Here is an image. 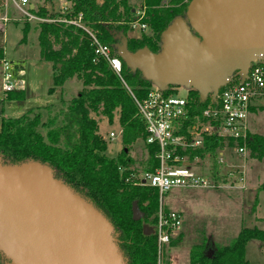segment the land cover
Instances as JSON below:
<instances>
[{"label":"trees","instance_id":"obj_1","mask_svg":"<svg viewBox=\"0 0 264 264\" xmlns=\"http://www.w3.org/2000/svg\"><path fill=\"white\" fill-rule=\"evenodd\" d=\"M43 1L51 3L53 0ZM66 1L70 6L63 12H49L44 4L35 8L39 17L52 19L37 22L39 53L43 60L54 64L53 87L62 86L67 79L76 77L81 80L83 89L59 109L58 123L56 119L41 122L40 113H32V110L18 117H4L0 112V159L6 164L25 161L48 164L54 177L91 202L109 220L125 264H181L167 259L159 261L161 253L158 255L154 232L157 189L126 180L131 171H137L131 167L128 145L146 136L144 121L130 92L139 98L144 96L150 81L138 69L127 67L121 58V76L125 84L112 73L104 58L93 61L94 45L88 32L115 50L124 37L129 51L147 47L156 52L160 49L162 31L186 11L188 2L144 0L141 22L145 23L149 32L141 31L138 37H127L130 22L135 19V9L129 6L128 0ZM78 14L81 15L80 25L66 22ZM26 30L24 26L23 32ZM49 91L52 89L49 88ZM188 94L191 107L186 122H194L201 119V112L209 104L210 97L208 95L201 100L194 89H188ZM5 97L23 99L24 92H7ZM90 111H99L109 123L117 117L122 127L123 147L115 156L105 154L106 141L98 134L97 121L89 115ZM39 126L47 128L45 137L40 133ZM225 142L223 137L209 134L204 138L203 147L187 149L183 153L191 159L209 155L214 163L212 171L215 176L219 164L218 148ZM226 143L232 145L233 141L227 140ZM246 147L251 155L264 157V136L249 133ZM145 150L147 156L141 171L153 170L156 147L145 145ZM119 167H124V170L120 171ZM260 189H264V182ZM133 201L142 212L138 220L132 219ZM143 225L150 227V233L143 232ZM252 239L264 243V229L243 227L230 243L217 246L210 253L209 244L202 238L190 246L189 262L186 264H249L245 259V245ZM175 242L173 237L168 243L174 245ZM0 264H7L1 253Z\"/></svg>","mask_w":264,"mask_h":264},{"label":"water","instance_id":"obj_2","mask_svg":"<svg viewBox=\"0 0 264 264\" xmlns=\"http://www.w3.org/2000/svg\"><path fill=\"white\" fill-rule=\"evenodd\" d=\"M185 16L162 31L158 51H129L123 37L119 57L150 82L194 89L201 100L264 58V0H189ZM141 217L133 201L132 219ZM113 232L48 164L0 159V253L7 264H125ZM143 232L150 233L147 225Z\"/></svg>","mask_w":264,"mask_h":264},{"label":"rangeland","instance_id":"obj_3","mask_svg":"<svg viewBox=\"0 0 264 264\" xmlns=\"http://www.w3.org/2000/svg\"><path fill=\"white\" fill-rule=\"evenodd\" d=\"M35 7L44 4L49 12H63V6L69 7L66 0H53L51 3L43 0H29ZM144 0H128L129 6L135 10L143 7ZM189 2V0H187ZM20 12L8 0V20L0 22V58L7 59L11 64L13 80L20 77L24 80V98L10 99L5 97L0 78V112L4 117H18L28 113H40L41 122L48 123L51 119L60 120L59 109L65 107L79 90L83 89L81 80L72 77L62 86L53 87V75L56 73L54 64L45 61L39 53L37 42L38 21H25ZM187 21L185 12L180 16ZM27 30L24 33L23 27ZM144 30L131 28L127 37H138ZM23 70V75L19 74ZM49 88L52 91H49ZM187 88L180 86L177 93L184 96ZM97 121L98 134L105 138L110 130L118 126L117 117L109 123L99 111L89 112ZM56 123V124H57ZM247 127L250 134L264 136V104L256 108L249 116ZM40 133L45 137L46 127L39 126ZM106 141V140H105ZM105 154L115 156L123 147L121 138L106 141ZM128 154L132 159L131 167L138 172L144 167L147 156L141 138L129 144ZM223 152L222 161H219L217 175L219 186L212 189L173 187L162 195V204L166 209L181 211L182 226L179 233L174 236V245L168 243L164 246L159 261L164 259L173 263L186 264L189 262V248L192 244L200 242L202 238L209 244L208 252L213 248L230 243L243 227H257L264 229V189H260L264 182V157L251 155L246 147L244 155H237L228 143L218 148ZM214 163L209 155L199 157L196 161V171L210 170ZM235 170L243 172V181L239 176L232 178L226 174ZM136 171V172H137ZM254 207V208H253ZM253 208V209H252ZM148 226V225H147ZM150 229V227H149ZM245 259L249 264H264V243L259 240H249L245 245Z\"/></svg>","mask_w":264,"mask_h":264},{"label":"built area","instance_id":"obj_4","mask_svg":"<svg viewBox=\"0 0 264 264\" xmlns=\"http://www.w3.org/2000/svg\"><path fill=\"white\" fill-rule=\"evenodd\" d=\"M20 12V17L25 21H50L52 19L41 18L35 14V6L29 7V0H9ZM67 7L63 6V11ZM144 16V7L135 10V19L130 22L131 28H146L141 22ZM80 17L67 19V23L80 25ZM8 18V0H0V22L6 23ZM94 45L95 61L104 58L112 73L121 76L122 62L114 48L101 43L97 37L88 32ZM19 74L23 72L19 70ZM0 78L2 90L11 92L23 90L24 80L13 74L10 62L0 58ZM125 84V83H124ZM180 86L169 85L160 87L154 82L142 97H136L130 92L138 113L145 125L146 136L141 139L145 145H155L154 158L156 165L153 170L131 171L126 178L133 184H143L158 191V209L156 211V223L154 232L157 239L158 255L163 245L176 236L182 226L181 211L177 209H165L162 204V195L173 187L205 188L212 189L219 186L218 179L210 170L196 171V161L199 156L192 159L183 153L187 149L203 147L206 135L215 134L223 137L225 141H233L231 149L237 155L246 153V141L248 138L247 121L253 108L264 104V58L251 61L242 76L241 71H235L228 81L219 86L215 98L211 97L209 104L202 110L201 119L194 122H186L190 115V102L188 88L184 96L177 93ZM115 130H110L104 140L111 141L121 138L122 127L117 123ZM219 161H222L223 152H219ZM186 162L188 164H186ZM199 169V168H197ZM120 171L124 167H119ZM229 171L226 175L233 179L235 175L243 181V172ZM221 177V173H217ZM234 180V179H233Z\"/></svg>","mask_w":264,"mask_h":264},{"label":"crops","instance_id":"obj_5","mask_svg":"<svg viewBox=\"0 0 264 264\" xmlns=\"http://www.w3.org/2000/svg\"><path fill=\"white\" fill-rule=\"evenodd\" d=\"M31 6L33 7V6H35V4H34V3H30V4H29V7H31ZM20 71L23 72V70H20ZM23 73H24V72H23Z\"/></svg>","mask_w":264,"mask_h":264}]
</instances>
